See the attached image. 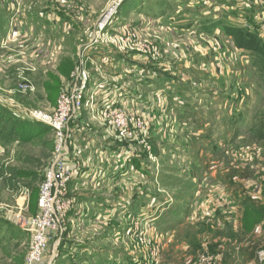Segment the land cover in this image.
<instances>
[{
  "label": "rangeland",
  "instance_id": "374dc122",
  "mask_svg": "<svg viewBox=\"0 0 264 264\" xmlns=\"http://www.w3.org/2000/svg\"><path fill=\"white\" fill-rule=\"evenodd\" d=\"M181 1L189 21L204 10ZM177 11L173 0H0V264H27L59 139L73 202L35 264H264V54L237 34L177 38L154 22ZM242 31L263 38L254 20ZM171 81L175 91L160 86ZM75 86L83 102L61 133L30 120Z\"/></svg>",
  "mask_w": 264,
  "mask_h": 264
},
{
  "label": "built area",
  "instance_id": "2783aa9c",
  "mask_svg": "<svg viewBox=\"0 0 264 264\" xmlns=\"http://www.w3.org/2000/svg\"><path fill=\"white\" fill-rule=\"evenodd\" d=\"M17 1V0H16ZM106 20L103 21L104 24ZM100 82L94 84L91 89H94ZM99 87L103 88L102 83ZM83 89L81 87H73L70 91L64 92L61 95V100L58 109L52 116H31L30 120H37L45 125L56 129L58 133L63 131L62 126L65 119H69L77 114L83 102ZM119 99L122 97L119 96ZM106 111H103L105 113ZM127 118V117H126ZM120 134L128 129V124L123 121L119 122ZM60 145L56 148L58 154L54 157L51 165L47 169L43 183L40 186V196L38 201L39 210L31 221L32 230V247L29 253L27 264H35L43 256L48 240V230L56 228L64 214L70 208L73 200L68 195L67 182L70 178L68 175L65 163L63 160V150L65 146H61L62 139L58 140ZM199 264H210V256L201 255L198 261Z\"/></svg>",
  "mask_w": 264,
  "mask_h": 264
},
{
  "label": "crops",
  "instance_id": "0c3cea01",
  "mask_svg": "<svg viewBox=\"0 0 264 264\" xmlns=\"http://www.w3.org/2000/svg\"><path fill=\"white\" fill-rule=\"evenodd\" d=\"M174 1V6L176 9H178L177 13H176V17L174 18V22L171 21L170 18H172V15H167V16H160L157 19H154L156 21L154 22H158V25H163V26H173L175 27L174 29H176V37L179 38V35H192V37H194L195 35L197 36H203L205 38H207L208 41H212L214 39H220L223 38L225 40L231 41L230 39L232 38V35L230 32H228L227 27L230 26H238V27H244L247 23V19L249 20H254L256 22V25L260 28V30L262 31V33H260V35L262 37H264V8H258V6H256V8H253L254 13H250V11L248 10V7L250 5H248L247 0H238L239 3L237 5V8L232 9V1L231 0H211L212 1V5H210V1L209 0H189V4H191L190 6L194 9H196L197 7H202L204 10H201L200 13L198 11L195 12V14L193 13V21H189L188 16H186L183 12L185 9H183L185 6V2L184 1H179V0H173ZM165 4V3H164ZM215 5V6H214ZM215 9H221L222 11H226V13H218V11H216ZM205 10H211V14L209 15L208 11ZM234 10V11H233ZM204 11V12H203ZM216 12V14L214 13ZM183 13V14H182ZM254 14V19H252L250 16H252ZM170 16V17H169ZM220 16H221V21H220ZM35 17V16H34ZM187 19V20H186ZM39 20L41 23V19H36V21ZM184 20V21H183ZM39 23V22H38ZM157 24V23H156ZM238 53H243L244 56H248L250 54H246L247 51L246 50H239L237 51ZM175 55L178 57H182L183 56V51L181 49L180 50H175ZM167 83L165 85H162V83L160 84V86L164 89H170V90H174L175 91V84L171 81V82H164ZM154 84V85H153ZM153 87L156 88L155 82L152 83ZM92 87H93V83H92ZM91 87V88H92ZM104 88V92L106 93L107 96H115L117 91H118V87L116 86V88L114 87V91L111 90V88H109L108 86ZM149 88V87H148ZM158 89H160L158 87ZM118 92H122V94L120 95L122 98L121 102L126 101L125 98H135L138 101V94L136 92H134V90H130L128 88H125L123 90H120ZM123 93H125V97L123 96ZM176 95V93H174ZM200 101H198V99L195 100V104L200 105L199 104ZM201 103V102H200ZM211 151V150H209ZM212 152V151H211ZM212 154V153H211ZM91 168V167H90ZM90 168L88 167H84L82 166V168H80V174L78 177V181L77 179L75 180V182L77 183V186L79 185V187L84 186L85 184V180L87 182V178H88V173L89 171L91 172L92 170H90ZM91 174V173H90ZM112 174V172H111ZM111 176V175H110ZM77 190V189H76ZM81 194V193H80ZM84 195V194H83ZM81 195V196H83ZM81 198V197H80ZM82 204V202H81ZM128 211H134L135 206H131V207H127ZM130 209V210H129ZM102 209H100V207L96 208L94 211V216L97 215H104V216H110L111 214V210H105L103 212H101ZM101 212V213H100ZM125 212V211H122ZM141 212V211H139ZM130 213V212H129ZM142 215H144L145 213H141ZM96 217V218H97Z\"/></svg>",
  "mask_w": 264,
  "mask_h": 264
},
{
  "label": "trees",
  "instance_id": "16d2710c",
  "mask_svg": "<svg viewBox=\"0 0 264 264\" xmlns=\"http://www.w3.org/2000/svg\"><path fill=\"white\" fill-rule=\"evenodd\" d=\"M242 27L238 26H230L227 27L228 32L231 34H237L239 35V47H243L247 50H249L253 55H258L259 57L263 56V50L262 47H264V37L261 38L257 33H247V31L243 32ZM255 40V41H254ZM238 41V40H236ZM253 43V44H251Z\"/></svg>",
  "mask_w": 264,
  "mask_h": 264
}]
</instances>
